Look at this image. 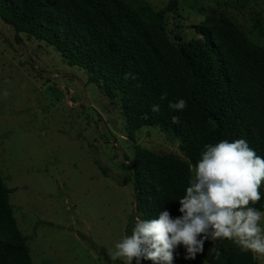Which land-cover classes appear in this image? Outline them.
Masks as SVG:
<instances>
[{"label":"trees","instance_id":"obj_1","mask_svg":"<svg viewBox=\"0 0 264 264\" xmlns=\"http://www.w3.org/2000/svg\"><path fill=\"white\" fill-rule=\"evenodd\" d=\"M174 7L175 0L162 9L145 0H0V17L17 40L19 33L43 40L69 64L88 69L120 103L130 132L158 126L179 139L185 159L136 149L127 179L142 218H157L164 208L178 215L176 200L206 144L243 138L264 156V48L217 9L194 26L196 37L171 40L165 15ZM126 73L136 79L126 80ZM180 98L185 110L168 107ZM154 104L158 112L151 111ZM9 194L0 173V264H34ZM254 206L264 211V198ZM177 253L175 264H258L228 240L206 241L195 260L183 259V247Z\"/></svg>","mask_w":264,"mask_h":264},{"label":"rangeland","instance_id":"obj_2","mask_svg":"<svg viewBox=\"0 0 264 264\" xmlns=\"http://www.w3.org/2000/svg\"><path fill=\"white\" fill-rule=\"evenodd\" d=\"M145 1L162 9L173 0ZM214 9L264 48V0H175L167 37H196ZM91 75L43 40H17L0 17V173L34 264H123L110 250L140 216L127 179L136 149L185 159L158 126L130 132L120 103Z\"/></svg>","mask_w":264,"mask_h":264},{"label":"clouds","instance_id":"obj_3","mask_svg":"<svg viewBox=\"0 0 264 264\" xmlns=\"http://www.w3.org/2000/svg\"><path fill=\"white\" fill-rule=\"evenodd\" d=\"M124 78L136 76L126 73ZM166 98L167 93L160 97ZM168 107L183 111L187 102L180 98L169 101ZM151 111L158 112L159 105H152ZM172 122L180 120L173 116ZM190 171L187 187L176 200L178 215L164 208L157 218L137 216L130 234L122 235L110 250L113 260L175 264L179 248L185 250L183 259L195 260L206 241L223 240L254 256L264 255V211L254 206L264 198V156L243 138L220 139L204 146Z\"/></svg>","mask_w":264,"mask_h":264}]
</instances>
